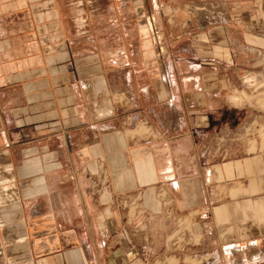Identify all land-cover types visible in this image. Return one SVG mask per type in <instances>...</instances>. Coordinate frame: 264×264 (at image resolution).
I'll return each instance as SVG.
<instances>
[{"label":"crops","instance_id":"0c3cea01","mask_svg":"<svg viewBox=\"0 0 264 264\" xmlns=\"http://www.w3.org/2000/svg\"><path fill=\"white\" fill-rule=\"evenodd\" d=\"M246 73L261 0H0V264H264Z\"/></svg>","mask_w":264,"mask_h":264},{"label":"built area","instance_id":"2783aa9c","mask_svg":"<svg viewBox=\"0 0 264 264\" xmlns=\"http://www.w3.org/2000/svg\"><path fill=\"white\" fill-rule=\"evenodd\" d=\"M147 30L150 34V37L152 38L151 42L154 45L157 55L161 56L164 54V46L162 43V37L160 34V31L157 29V27L154 24V19L149 18L147 21Z\"/></svg>","mask_w":264,"mask_h":264},{"label":"rangeland","instance_id":"374dc122","mask_svg":"<svg viewBox=\"0 0 264 264\" xmlns=\"http://www.w3.org/2000/svg\"><path fill=\"white\" fill-rule=\"evenodd\" d=\"M261 4H262V6H264V0H261ZM151 38V37H150ZM151 40H152V38H151ZM153 45V44H152ZM153 48H154V51H155V53L157 54V51H156V49H155V47H154V45H153ZM253 75H250V74H245V81H247L248 82V84L249 85H254V87H257V86H260V85H263L264 86V82L263 83H258V84H255V82H252L253 81ZM252 82V83H251ZM249 95V94H248Z\"/></svg>","mask_w":264,"mask_h":264}]
</instances>
